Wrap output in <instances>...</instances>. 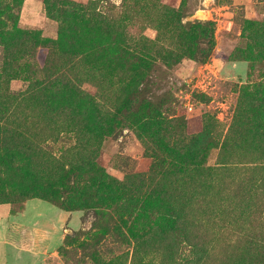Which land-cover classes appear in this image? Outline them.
<instances>
[{"label": "rangeland", "instance_id": "obj_1", "mask_svg": "<svg viewBox=\"0 0 264 264\" xmlns=\"http://www.w3.org/2000/svg\"><path fill=\"white\" fill-rule=\"evenodd\" d=\"M0 264H264V0H0Z\"/></svg>", "mask_w": 264, "mask_h": 264}, {"label": "trees", "instance_id": "obj_2", "mask_svg": "<svg viewBox=\"0 0 264 264\" xmlns=\"http://www.w3.org/2000/svg\"><path fill=\"white\" fill-rule=\"evenodd\" d=\"M62 33V32H61ZM61 33H59V37L57 36L56 41L53 40H49L46 45L48 50H52L54 44L62 41L63 43L65 42L66 39H64L63 37L60 38V35H62ZM72 44V42L69 43V45ZM119 52V50H118ZM50 51L46 52L45 58H44V66H47L46 70L48 72H46V78L44 79H48L47 77L51 78L53 76V71L54 73L59 74L60 72H65V71H69L72 68V64H70V62H67L68 60H63L62 62H59L58 66L52 65V61H53V57H50ZM135 57V56H133ZM64 59V58H63ZM72 60H75L74 58ZM63 77L65 76V73H63ZM37 80H33L32 84H31V88H37V90L41 91L39 89V87L37 86ZM64 88L65 91L67 89V84L66 83H62L61 84ZM60 91V92H62ZM58 104H66L67 106H72V107H76L75 104L70 103L68 100L59 98ZM61 102V103H60ZM59 108H62L60 105H58ZM77 112H78V108L76 107ZM112 127L113 125H110L107 129V133H110L112 131ZM158 173V172H157ZM140 177V175H139ZM141 179H138V186H136V188L133 186V184L129 181L126 184H119L118 182H116L115 180L111 181V182H102L100 185H104L103 188H96V191L99 193L100 191H102L103 189H105L107 186L114 188L115 190H121V191H125L130 195H138L136 193H140L142 191L141 186L144 185L145 181L142 177H140ZM62 185L63 182H61L60 179H56L55 182H48L46 187H53L51 189V193H52V198L57 194V192L60 191V188L57 186V183ZM93 183V182H92ZM161 185H159V187H161ZM57 187L58 191H57ZM82 192L81 191L79 193H77L78 195H80ZM154 191H151L149 193H144L141 197H144L145 195H148L150 197H153V201L156 203L155 208H158L160 214L162 215L160 217V221H159V227L156 229L155 232L152 233L151 237L156 238V241L159 245L161 246H165L166 247V252L167 254L170 253L171 248L168 244H161L164 240V237L167 238L166 234L167 233H175L174 235H177L178 233H184V235L186 234V231H184L183 229H185L183 227L186 219H190L191 214L194 215L192 212L188 211L190 214L189 215H185L184 212H182V210H185V199L182 200L179 196H175L172 198L171 195L166 194L165 192L158 194V192H156V194L152 195L151 193H153ZM70 194V193H69ZM168 195V196H167ZM66 200L63 199V201H66V204H70V203H74V200L70 199V196L65 198ZM77 205V204H76ZM177 237V236H176ZM168 248V249H167Z\"/></svg>", "mask_w": 264, "mask_h": 264}]
</instances>
